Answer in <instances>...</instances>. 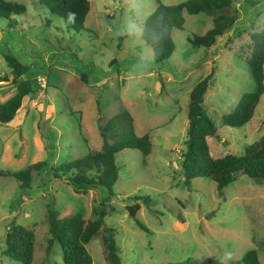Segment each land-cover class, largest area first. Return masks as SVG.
<instances>
[{
	"label": "rangeland",
	"instance_id": "1",
	"mask_svg": "<svg viewBox=\"0 0 264 264\" xmlns=\"http://www.w3.org/2000/svg\"><path fill=\"white\" fill-rule=\"evenodd\" d=\"M6 1L26 11L0 18V103L16 92L4 55L29 68L24 78L36 94L24 99L11 123L0 124V170L45 165L32 172L28 188L0 176V264H20L5 254L12 222L34 233L32 264H64L59 245L46 254L48 206L60 219L81 215L85 222L95 219L94 210H105L122 264H234L249 250L264 264V183L241 176L218 192L204 177L186 186L181 169L189 94L212 71L202 103L216 128V136L207 138L210 156H242L264 133V94L246 125L231 128L221 121L255 89L244 56L251 35L264 25V0H231L235 25L211 49L187 42L209 31L211 18L184 12L183 28L171 31L172 56L162 65L141 34L127 31L130 22L142 26L157 0H89L90 10L75 28L41 0ZM122 111L132 118L134 134H148L152 147L147 157L135 149L115 156L113 196L105 188L76 194L53 177V168L98 152V127ZM135 205L139 210L131 217L128 208ZM103 236L101 230L86 245L92 264H108Z\"/></svg>",
	"mask_w": 264,
	"mask_h": 264
},
{
	"label": "trees",
	"instance_id": "2",
	"mask_svg": "<svg viewBox=\"0 0 264 264\" xmlns=\"http://www.w3.org/2000/svg\"><path fill=\"white\" fill-rule=\"evenodd\" d=\"M40 4L64 20L68 28H73L74 22L82 25L90 10L89 0H41ZM25 11L26 8L22 4L0 0L2 19L9 20L12 16L24 14ZM184 12L188 15L203 13L211 18L212 28L209 31L201 36L193 35L187 38L188 43L198 48H213L235 25L237 19L231 0H188L176 5H164L157 0L155 10L142 24L141 39L151 48L153 60L159 65L172 56L174 44L171 31L183 28ZM12 25L14 24L10 22L7 27L12 29ZM244 58L249 66L255 89L251 93L243 94L233 111L221 117L222 124L226 127L239 128L249 123L264 94V25L261 30L251 35L249 52ZM4 60L11 71L10 83L16 89L11 98L0 103V124H9L22 108L24 99L34 96L36 92L32 84L24 78L29 68L11 55H4ZM212 77L213 71L199 81L189 94L186 140L181 160L183 183L190 186L192 179L204 177L215 183L218 192L241 176L264 183V133L242 156L228 154L221 158H212L209 154L207 138L216 136V128L204 112L202 103ZM132 123V118L126 111L107 120L104 125L98 127L101 138L100 150L53 168V177L65 180L76 194L86 193L95 188H105L109 192V197L113 196L112 188L119 173L115 156L126 149H135L143 157H147L151 152L149 135H135ZM44 165L45 162H37L17 173L0 170V176L13 177L20 183V187L28 188L32 172L39 171ZM144 201L148 202V199ZM138 210L139 207L136 205L128 208L131 217H135ZM46 214L49 234L47 255L54 245H59L64 264H92L86 245L102 230L107 263L122 264L115 240V230L104 223L107 214L105 210H94L95 219L89 222H85L81 215L60 219L58 212L50 206L47 207ZM136 224L139 229L147 231L138 221ZM5 248V254L9 259L20 264H32L34 233L12 222L5 235ZM181 264L194 263L187 260ZM234 264H260V261L257 252L249 250Z\"/></svg>",
	"mask_w": 264,
	"mask_h": 264
},
{
	"label": "clouds",
	"instance_id": "3",
	"mask_svg": "<svg viewBox=\"0 0 264 264\" xmlns=\"http://www.w3.org/2000/svg\"><path fill=\"white\" fill-rule=\"evenodd\" d=\"M127 31L129 33H138V34H142L143 33V27L140 25H137L135 22H130L127 25Z\"/></svg>",
	"mask_w": 264,
	"mask_h": 264
}]
</instances>
